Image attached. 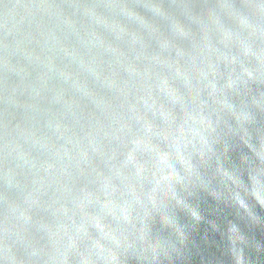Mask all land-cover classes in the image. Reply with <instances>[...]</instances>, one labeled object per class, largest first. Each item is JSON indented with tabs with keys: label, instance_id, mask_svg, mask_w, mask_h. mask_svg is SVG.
Instances as JSON below:
<instances>
[{
	"label": "water",
	"instance_id": "water-1",
	"mask_svg": "<svg viewBox=\"0 0 264 264\" xmlns=\"http://www.w3.org/2000/svg\"><path fill=\"white\" fill-rule=\"evenodd\" d=\"M0 264H264V0H0Z\"/></svg>",
	"mask_w": 264,
	"mask_h": 264
}]
</instances>
